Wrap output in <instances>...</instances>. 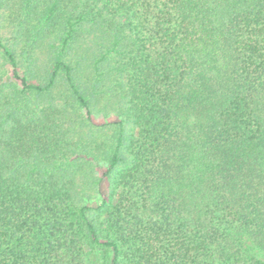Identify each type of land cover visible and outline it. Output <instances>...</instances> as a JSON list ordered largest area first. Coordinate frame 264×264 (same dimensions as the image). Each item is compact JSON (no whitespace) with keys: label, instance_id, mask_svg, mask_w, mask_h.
Wrapping results in <instances>:
<instances>
[{"label":"trees","instance_id":"16d2710c","mask_svg":"<svg viewBox=\"0 0 264 264\" xmlns=\"http://www.w3.org/2000/svg\"><path fill=\"white\" fill-rule=\"evenodd\" d=\"M0 264H264V0H0Z\"/></svg>","mask_w":264,"mask_h":264},{"label":"rangeland","instance_id":"374dc122","mask_svg":"<svg viewBox=\"0 0 264 264\" xmlns=\"http://www.w3.org/2000/svg\"><path fill=\"white\" fill-rule=\"evenodd\" d=\"M95 119H96V121L99 122V123H101V122H103V121L105 120V119L103 118V116H99V117L97 116ZM106 184H107V183H106ZM106 184H104V185H106Z\"/></svg>","mask_w":264,"mask_h":264}]
</instances>
